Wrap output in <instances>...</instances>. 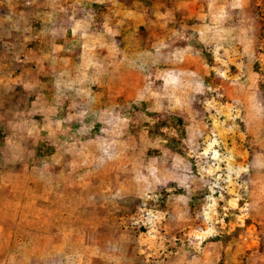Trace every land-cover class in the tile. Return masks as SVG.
I'll list each match as a JSON object with an SVG mask.
<instances>
[{
  "label": "rangeland",
  "instance_id": "1",
  "mask_svg": "<svg viewBox=\"0 0 264 264\" xmlns=\"http://www.w3.org/2000/svg\"><path fill=\"white\" fill-rule=\"evenodd\" d=\"M250 1L0 0V264H264Z\"/></svg>",
  "mask_w": 264,
  "mask_h": 264
},
{
  "label": "trees",
  "instance_id": "2",
  "mask_svg": "<svg viewBox=\"0 0 264 264\" xmlns=\"http://www.w3.org/2000/svg\"><path fill=\"white\" fill-rule=\"evenodd\" d=\"M257 1L258 0H251L250 1L249 11L254 18L253 24H254L255 31L253 32V37H254V40L256 42V45L259 46L260 45L259 38L261 39L259 32L264 28V24H263L264 12L260 9Z\"/></svg>",
  "mask_w": 264,
  "mask_h": 264
}]
</instances>
